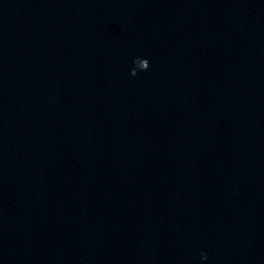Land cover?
I'll return each mask as SVG.
<instances>
[{"label":"water","instance_id":"95a60500","mask_svg":"<svg viewBox=\"0 0 264 264\" xmlns=\"http://www.w3.org/2000/svg\"><path fill=\"white\" fill-rule=\"evenodd\" d=\"M0 264H264V0H0Z\"/></svg>","mask_w":264,"mask_h":264},{"label":"clouds","instance_id":"9594fccd","mask_svg":"<svg viewBox=\"0 0 264 264\" xmlns=\"http://www.w3.org/2000/svg\"><path fill=\"white\" fill-rule=\"evenodd\" d=\"M204 259H206L207 257H206V255H204V257H203Z\"/></svg>","mask_w":264,"mask_h":264}]
</instances>
